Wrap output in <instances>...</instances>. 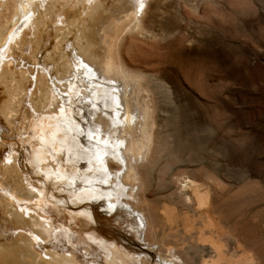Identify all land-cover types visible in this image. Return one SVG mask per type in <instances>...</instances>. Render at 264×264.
<instances>
[{
    "label": "rangeland",
    "instance_id": "374dc122",
    "mask_svg": "<svg viewBox=\"0 0 264 264\" xmlns=\"http://www.w3.org/2000/svg\"><path fill=\"white\" fill-rule=\"evenodd\" d=\"M152 1L143 27L155 37L146 43L138 41L148 50L143 47L145 55L139 52L130 67L145 71L140 72L146 77L144 87L155 105L154 151L145 158L140 171L147 185L143 198L150 203L142 208L152 213L158 231L148 233V245L142 238L133 237L126 223L101 203L93 204L98 216V223L93 225L117 241L118 247L141 255L140 264H165L161 259L171 261L175 256L181 259L178 264H264V0H186L190 6L183 0ZM181 2L188 5L183 4L187 14ZM194 2L201 4L196 17L190 9ZM5 6L0 11L3 20L11 11ZM133 35L145 37L130 32L127 39ZM18 59L22 66L23 57ZM33 64L36 68L27 93L44 62L39 57ZM84 88L90 91L89 98L97 91H91L87 82ZM28 96L22 108L31 111ZM98 105L103 107L100 111L107 117L109 128L110 113L104 110L112 109L110 97H100ZM98 105L89 107L96 109ZM19 115L11 125L13 130L0 116V166L14 153V163L39 198L40 181L48 185L46 195L51 202H37L35 198L32 203L41 216L43 212L42 217H51L57 234L47 242L40 241L36 249L45 255L44 260L53 254L71 257L75 264H107L106 252L86 238L85 220L62 205L64 201L59 203L64 197L72 202L71 194L63 190L66 187L50 182L30 163V151L36 147L33 116L25 120V130L23 123H18ZM96 116L91 115L92 121ZM100 123L94 124L93 130L103 129L104 122ZM193 183L201 189V201L191 189ZM186 184L187 188L183 187ZM0 194L5 192L0 189ZM214 205L222 209L217 211ZM18 233L19 228L0 213V247Z\"/></svg>",
    "mask_w": 264,
    "mask_h": 264
},
{
    "label": "bare ground",
    "instance_id": "6f19581e",
    "mask_svg": "<svg viewBox=\"0 0 264 264\" xmlns=\"http://www.w3.org/2000/svg\"><path fill=\"white\" fill-rule=\"evenodd\" d=\"M151 1L93 0V4L88 5L85 0H0V11L5 3V7L11 9L4 20L0 19V87L3 89L0 116L13 130L11 125H15L13 122H17L22 111L18 123H23L26 130L28 123L25 120L30 112L33 113L31 128L36 131L32 135L36 147L30 151L29 161L37 173L66 187L63 190L71 194L72 202L70 204L64 197L59 203L64 201L62 205L85 220L86 238L106 252L107 264H140L142 257L118 247L117 241H111L98 231L93 225V222L98 223L94 203H101L105 210L113 205L109 211L121 219V223H126L133 237L142 238L148 245V233L152 229L158 231L159 224L152 213L142 208L150 203L143 198L147 185L140 171L145 158L152 156L154 151L155 105H152L150 91L144 87L146 77L140 72L145 71L130 67L137 61L139 52L145 55L143 51L148 50L138 41L146 43L147 39L155 37L147 34L143 27ZM186 3L189 5L188 1ZM200 5L194 2L192 8L189 7L195 14L192 16L200 15ZM29 13L32 18L25 20ZM130 32L142 33L145 37L133 35L128 40ZM19 55L23 57L22 66L18 65ZM39 57L44 64L41 69L37 68L41 73L36 74L34 87L27 93L31 73L36 68L33 63ZM81 72L83 76H80ZM84 82L90 84L91 91L97 90L92 93V98H89L90 91L84 88ZM27 95L31 111L22 108ZM102 96L110 97L112 109L104 110L110 113L112 124L109 128L107 117L104 118L100 111L103 107L98 105ZM90 105L98 106L93 109ZM91 115H97L94 121ZM100 122H104V128L93 130L94 124ZM15 159L13 153L0 166L3 179L0 189L5 192L0 194V213L7 215L20 233L14 240L1 244L0 264H75L71 257H55L53 254L49 255V260H44L45 255L42 257L36 249L35 245L40 241L47 242L57 234L51 217H42L43 212L41 216L32 203L35 198L37 202L50 201L46 195L48 185L39 180V198L32 183L25 182ZM191 186L201 201L200 187L194 183ZM38 205L43 206L42 203ZM220 209L222 207H216L217 211ZM175 257L171 261L161 259V262L178 264L181 259ZM91 264L104 263L95 261Z\"/></svg>",
    "mask_w": 264,
    "mask_h": 264
},
{
    "label": "snow or ice",
    "instance_id": "6c2138e0",
    "mask_svg": "<svg viewBox=\"0 0 264 264\" xmlns=\"http://www.w3.org/2000/svg\"><path fill=\"white\" fill-rule=\"evenodd\" d=\"M85 2L88 4V5H92L93 4V0H85ZM140 8L142 9L143 8V3L141 2L140 3ZM32 18V13H29L28 15H26L24 17L25 20H30ZM12 37H9V40H11ZM84 67H87V65H84ZM90 71V69H89ZM123 161H121L122 163ZM120 207H123L122 205ZM113 208V205H109V210H111Z\"/></svg>",
    "mask_w": 264,
    "mask_h": 264
}]
</instances>
